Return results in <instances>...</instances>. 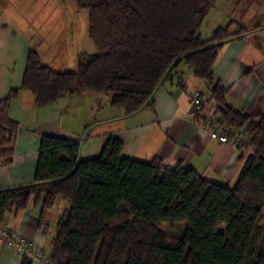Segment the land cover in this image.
<instances>
[{
  "label": "trees",
  "instance_id": "obj_1",
  "mask_svg": "<svg viewBox=\"0 0 264 264\" xmlns=\"http://www.w3.org/2000/svg\"><path fill=\"white\" fill-rule=\"evenodd\" d=\"M216 1L74 0L87 12L95 53L81 52L75 71L55 72L28 50L21 87L0 100L2 164L12 162L8 146L19 124L8 113L21 90L40 108L84 92L104 94L130 116L153 108L155 93L181 64L209 86L219 122L245 139L237 147L242 169L228 186L182 165L167 170L158 158L126 159L114 137L98 157L83 160L80 140L42 135L34 183L0 190V224L7 212L26 210L33 195L43 201L41 218L64 201L48 264H264V115L254 122L228 106L215 79L220 49L239 34L228 27L202 39ZM164 223L185 231L169 234ZM32 262L23 257L22 264Z\"/></svg>",
  "mask_w": 264,
  "mask_h": 264
},
{
  "label": "crops",
  "instance_id": "obj_2",
  "mask_svg": "<svg viewBox=\"0 0 264 264\" xmlns=\"http://www.w3.org/2000/svg\"><path fill=\"white\" fill-rule=\"evenodd\" d=\"M17 2L21 4L18 7L29 11V18L17 15ZM46 5L33 6L27 0H0V100L12 89L21 87L30 48L55 72L77 69L75 58L71 59L68 54L59 67L55 66L60 62L59 57L65 55L63 51H51L55 62L47 64L41 47L38 50L36 42L30 43L35 40L41 43L44 39L43 25L49 24L48 17L42 16ZM56 5L62 7V4ZM53 18L57 19L56 24L66 20L64 15ZM77 18L76 15L73 20ZM228 27L230 33L239 34L220 49L214 76L226 90V104L258 122L264 115V0H217L200 34L206 41L216 30ZM69 39H74V35ZM52 48L49 47L47 53ZM90 48L83 52L93 55L95 49ZM61 49L65 50L64 44ZM195 91L203 96L206 115L220 118V106L212 99L209 86L195 78L184 64L173 70L157 90L153 108L130 116L123 109L113 107L104 94L84 92L40 108L31 92L21 90L8 113L9 118L19 124V130L14 144L8 146L13 150L12 162L0 163V190L34 183L44 134L80 140L83 160L95 158L108 138L114 137L122 143L121 155L126 159L149 162L158 158L167 170L182 165L212 183L233 186L243 166L242 152L234 145L233 138L228 143L211 138L202 123L195 119L191 100ZM248 154L249 151L244 152L245 157ZM64 205L58 201L50 213L41 218L43 201H37L33 195L26 210L7 212L3 224L34 247L50 254ZM22 261L23 255L0 245V264H22Z\"/></svg>",
  "mask_w": 264,
  "mask_h": 264
},
{
  "label": "rangeland",
  "instance_id": "obj_3",
  "mask_svg": "<svg viewBox=\"0 0 264 264\" xmlns=\"http://www.w3.org/2000/svg\"><path fill=\"white\" fill-rule=\"evenodd\" d=\"M33 1L35 2L33 3ZM27 3H32L33 6H37L43 3L47 4L46 7L43 9V14H42L43 17L45 18L48 17L47 19L49 22L48 25L46 24L47 26L43 25L42 30H45V32L42 34V37H44V39H41L42 41L41 43L38 42L39 40L30 41V43L32 44L33 43L35 44L36 42L35 45L36 48L39 50V48L41 47L40 51H44L46 55V59L48 60L47 64H54L53 62H55L53 61L55 60L54 53L53 52L51 53V51L64 52L65 55L60 56L59 57L60 62H57L56 63L57 65H55L59 67L61 62H63L64 59H66V54H68V57H70L71 59L75 58V62H77V55L79 51L80 52L87 51L90 47H91L90 49L92 48L95 49L93 43L89 38V34L86 35V30L89 25L88 20L85 21V18L87 19L88 17L87 12L81 11L79 9L77 10V5L74 2V0H27ZM56 3H58V5L62 4V7L57 8ZM16 5H17L16 6L17 15L27 16V18H29V14H28L29 11L25 10L24 8L21 9L20 7H18L21 6L20 2L19 3L17 2ZM31 14L33 16L36 15V13H34V10H32ZM56 15L57 16L64 15L66 17V20H64V22H62L61 24H56L57 19L53 18ZM76 15L78 16V18L73 20V18ZM46 27L48 28V30ZM49 28H51L52 30ZM70 31H73V33H71ZM72 35H74V39H69L70 36ZM204 39H206V37H204ZM63 44L65 45V50L61 49V46ZM67 44L69 45L68 46L69 49L66 51ZM51 46L53 48L50 50V52L47 53L48 48ZM67 67L69 68V66ZM100 153L101 151L99 152V155ZM99 155H97L96 157H98ZM262 214H263V219L261 224L264 225V208L262 210ZM160 228L166 231L167 233L175 236H180L185 231V226L179 224H175L173 226L171 224L164 223L160 226ZM222 230H225V226H222Z\"/></svg>",
  "mask_w": 264,
  "mask_h": 264
},
{
  "label": "built area",
  "instance_id": "obj_4",
  "mask_svg": "<svg viewBox=\"0 0 264 264\" xmlns=\"http://www.w3.org/2000/svg\"><path fill=\"white\" fill-rule=\"evenodd\" d=\"M191 100L195 107V119L202 123L211 138L216 139L221 143H228L232 137L236 147L245 143L244 135L234 133L230 128L222 125L217 117L214 118L206 115L204 111L205 102L201 92L195 91L191 96ZM0 245L13 248L18 254L27 257L33 262L49 263L50 255L48 253L43 249L34 247L24 237L18 236L16 233L9 231L4 224H0Z\"/></svg>",
  "mask_w": 264,
  "mask_h": 264
}]
</instances>
